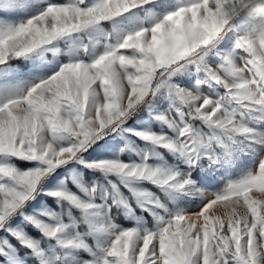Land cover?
Instances as JSON below:
<instances>
[{
	"label": "snow or ice",
	"instance_id": "6c2138e0",
	"mask_svg": "<svg viewBox=\"0 0 264 264\" xmlns=\"http://www.w3.org/2000/svg\"><path fill=\"white\" fill-rule=\"evenodd\" d=\"M0 264H264V0H0Z\"/></svg>",
	"mask_w": 264,
	"mask_h": 264
},
{
	"label": "rangeland",
	"instance_id": "374dc122",
	"mask_svg": "<svg viewBox=\"0 0 264 264\" xmlns=\"http://www.w3.org/2000/svg\"><path fill=\"white\" fill-rule=\"evenodd\" d=\"M105 27L110 29V25H107V24H106ZM51 58H52V57L49 56V59H51Z\"/></svg>",
	"mask_w": 264,
	"mask_h": 264
}]
</instances>
